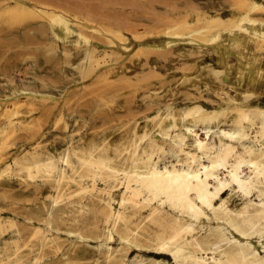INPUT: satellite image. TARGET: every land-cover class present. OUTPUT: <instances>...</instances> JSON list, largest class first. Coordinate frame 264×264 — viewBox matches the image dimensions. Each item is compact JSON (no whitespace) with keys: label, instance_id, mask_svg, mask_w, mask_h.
<instances>
[{"label":"rangeland","instance_id":"rangeland-1","mask_svg":"<svg viewBox=\"0 0 264 264\" xmlns=\"http://www.w3.org/2000/svg\"><path fill=\"white\" fill-rule=\"evenodd\" d=\"M222 84L254 95L220 98ZM236 107L263 120L264 0H0V165L35 147L56 156L71 148L120 149L135 130H148L144 143L175 161L184 157L183 143L193 150L194 137L182 126L159 130L161 117L196 109L228 126ZM253 136L237 143L241 153L264 150ZM226 141L218 129L210 138L215 147ZM16 169L0 179V264H182L157 251L156 229L146 223L151 205L169 219L177 215L167 205H120V185L98 180L81 196V211L66 200L51 208L54 178L26 181ZM224 199L232 211L247 201L236 190ZM106 202L126 222H106ZM34 227L46 239L29 241ZM194 228L206 243L216 242L217 232L241 243L242 253L226 249L223 264H264V219L255 230L233 228L221 213L207 212Z\"/></svg>","mask_w":264,"mask_h":264},{"label":"bare ground","instance_id":"bare-ground-1","mask_svg":"<svg viewBox=\"0 0 264 264\" xmlns=\"http://www.w3.org/2000/svg\"><path fill=\"white\" fill-rule=\"evenodd\" d=\"M215 91L220 98L235 97L238 101L254 95L228 84L220 85ZM262 115L263 120L258 122L256 113L236 107L227 114L228 126L223 125L218 114L196 109H190L179 117L175 114L161 117L155 123L159 130L182 126L194 137L193 150H185L183 143L179 146V153L184 157L175 161L161 158L157 146L144 143L149 136L148 130H135L120 149L115 146L71 148L56 156L42 153L37 147L31 148L12 161L2 162L0 179L9 176L13 166L26 181L54 178L56 194L50 197L51 208L69 203L77 204L80 211L83 209L81 196L94 190L98 180L106 185L118 183L123 189L120 205L131 204L142 209L156 203L167 205L176 212L177 215L169 219L159 206L151 205L145 216L146 223L156 229L155 244L159 253H167L182 264H223L222 258L230 256L226 249L235 248L242 253L241 243L222 232L215 234L216 242L206 243L194 237V222L206 216L207 212L221 213L233 228L241 223L245 228L255 230L258 220L264 219V150L257 152L247 147L241 153L237 144L253 134L264 145V112ZM216 129L227 139L218 147L210 143ZM8 140L9 136L5 137L1 145ZM70 183L74 185L72 190ZM63 186L68 187L66 194L62 192ZM111 189L108 187L109 194ZM232 190L247 198L238 211L226 206L224 197ZM254 194L255 198H252ZM103 214L106 222H113V228L120 222H126L125 214L115 212L110 202H106ZM139 229L134 232L135 236ZM247 229L240 230V233L250 236ZM37 237L46 239L44 232L34 227L29 241ZM108 238H112L111 232ZM223 245L226 248H222ZM260 246L264 250V239ZM104 247L110 260L113 251L108 244ZM242 258H245L244 254ZM36 263L38 259L33 264Z\"/></svg>","mask_w":264,"mask_h":264}]
</instances>
